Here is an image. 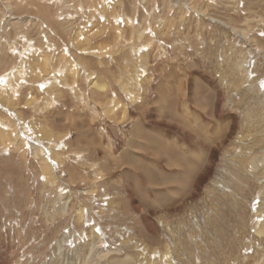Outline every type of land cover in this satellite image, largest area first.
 Segmentation results:
<instances>
[{
    "label": "rangeland",
    "instance_id": "obj_1",
    "mask_svg": "<svg viewBox=\"0 0 264 264\" xmlns=\"http://www.w3.org/2000/svg\"><path fill=\"white\" fill-rule=\"evenodd\" d=\"M104 1L0 0V76L15 75L12 84H20L0 91V125L20 135L12 142L0 126V264H264V232H255L264 222V193L257 195L264 186V0ZM104 5L109 10L99 23ZM114 8L140 25L141 35L130 39L125 27L114 39ZM83 24L89 36L78 48L105 47L107 54L71 49ZM26 41L35 52L28 54ZM66 47L80 64L71 75L75 86L57 94L42 80L66 64ZM88 73L103 90L90 87ZM193 78L203 83L207 103L190 99ZM138 123L150 144L134 135ZM30 127L64 146L46 156L53 183L42 178ZM164 142L195 168L166 167L151 155ZM123 149L135 150L134 161L157 183L177 177L144 185L129 159H121ZM231 169L242 180L225 191ZM216 197L226 204L213 206ZM255 203L262 217L254 215ZM214 208L220 211L211 219Z\"/></svg>",
    "mask_w": 264,
    "mask_h": 264
},
{
    "label": "bare ground",
    "instance_id": "obj_2",
    "mask_svg": "<svg viewBox=\"0 0 264 264\" xmlns=\"http://www.w3.org/2000/svg\"><path fill=\"white\" fill-rule=\"evenodd\" d=\"M20 1V0H19ZM24 1V0H23ZM43 1V0H42ZM104 0H103V4H104ZM106 6L107 5H104V7L102 8V13L101 14H99V18L97 19L98 21H99V23H105V18L106 17H104L103 16V12L105 11V10H109V9H107L106 8ZM110 6V5H109ZM119 6H121V5H119ZM93 7V6H92ZM101 8V7H100ZM100 8H98L97 9V12L98 13H100ZM120 8V7H119ZM73 9V8H72ZM113 9V8H112ZM111 9V14H110V20H111V22L110 23H112L113 24V28H112V30H113V33H112V35H113V38L115 39V38H117V36H120V38L123 36V34H124V31H123V29L125 28V27H128L129 28V30H131V34L130 35H128L129 36V38L130 39H134V37L135 36H139V35H141V32H140V30L139 29H137V27H139L140 25H135L132 21H131V18H129V17H127L125 14H124V12H122L121 13V15H120V11H117L115 8V11L114 10H112ZM90 10V9H89ZM109 12V11H108ZM69 17V16H68ZM104 17V18H103ZM108 22V23H109ZM84 23H86V24H88V23H91L90 22V20H89V18H88V20L87 19H84ZM107 23V22H106ZM93 25V24H92ZM79 26V25H78ZM122 26V27H121ZM48 27V26H47ZM96 27H97V25H96ZM127 29V28H126ZM76 30V29H75ZM90 30V29H89ZM93 30H95V29H93ZM108 30V29H107ZM105 30L104 29H102V32H104ZM101 32V33H102ZM89 31H88V29H86V26H85V24H83V25H80L78 28H77V31H76V33H75V36H76V39H75V41H73V43H72V45H71V49H73V50H75V51H77V54L78 55H80V56H83V55H90V56H95V54L96 55H102V54H107V51H108V49L107 48H105V47H100V48H90V49H79L78 48V46L76 45V44H78L79 42H80V40L81 39H84V37H88L89 35ZM97 34V33H96ZM115 34V35H114ZM46 35V34H45ZM109 35V34H108ZM24 37V36H23ZM125 37V36H124ZM85 38V39H86ZM94 38V37H93ZM139 39V38H138ZM45 40L47 41V38H45ZM44 40V41H45ZM82 42V41H81ZM26 43H27V49L29 50L28 51V54H29V52L31 53L32 51L33 52H35L36 51V48H33V46L31 45V42L30 41H26ZM63 43V42H62ZM115 43V42H114ZM149 43H150V41H149ZM9 45V44H8ZM26 45V44H25ZM47 45V44H46ZM14 46V45H13ZM13 46H11V47H13ZM54 46V45H53ZM66 46V45H65ZM87 46V45H86ZM23 48V52L25 51V49H24V47H22ZM19 49V48H18ZM38 49V48H37ZM53 49V48H52ZM13 50H15V51H19V50H17V48H15V47H13ZM40 51H42V50H40ZM71 50H69L67 47L66 48H63L62 49V51H61V57L65 60V63L66 64H62V65H60L59 66V68H57L56 70H53V72H52V75H50V79L49 80H42L43 82H45L46 83V85L48 86L49 84H50V86H52V87H56V89H57V94H58V92H59V90H60V88H63V87H65V88H73L74 86H75V83L76 82H73L72 80H71V75H73V74H75L77 71L75 70V68H76V64H80L79 63V61L78 60H76V59H74V58H72L71 56H70V54H69V52H70ZM20 53H18V55L21 57L22 56V53H21V50L19 51ZM36 54V53H35ZM23 57V56H22ZM95 57H97L98 58V56H95ZM111 58V57H110ZM109 58V59H110ZM112 59V58H111ZM110 59V60H111ZM28 60V59H27ZM39 61H43V64L42 65H44V68H43V72H47V70L45 69V67H46V62H47V58L44 56V55H40V57H39V59H38ZM101 61V60H100ZM15 66V65H14ZM16 67V66H15ZM16 70V69H15ZM39 72V71H38ZM35 73V72H34ZM17 75V74H16ZM39 75H41L40 73H38V76ZM93 75H94V73H93ZM20 76V75H19ZM13 78H15V75H14V77L12 76H10L9 75V73H7L6 75L5 74H3V75H1L0 76V91H1V94L3 95V93H5V91L7 90V89H9V87H10V90H11V92L12 91H16V89L18 88V85H20L19 83L17 84L16 83V85H13L12 84V80H13ZM91 78H92V73H88L87 74V80H91ZM12 79V80H11ZM141 81V80H140ZM20 82H21V80H20ZM143 82V81H142ZM192 82V84H191V87L190 88H188V91H189V97H190V99H192L193 101H197V102H202V103H207V95H209V94H207V93H205V92H203V93H201L204 89H202L203 88V84L202 83H197L196 82V80L193 78V80L191 81ZM15 83V82H14ZM91 84V88H96V89H98V90H103V84H99V83H97V82H95V81H92L91 80V82H90ZM40 85H41V88H43L44 86L43 85H45L44 83H40ZM72 86V87H71ZM46 87V86H45ZM44 87V88H45ZM76 87H78V85H76ZM18 91V90H17ZM62 92V91H61ZM17 94V93H16ZM7 98H11L10 96L9 97H7ZM12 99V98H11ZM156 99V98H155ZM154 99V100H155ZM167 100H168V98L165 100V98L162 96V100H161V105L162 106H159V107H161L162 109L163 108H166L167 107ZM5 101V100H4ZM154 102V101H153ZM10 102H7V99H6V104H5V107H9V109L11 110V108H10V105H11V103L9 104ZM154 103H156V102H154ZM159 104H157L156 106H158ZM196 105V104H195ZM198 105V104H197ZM4 106V105H3ZM142 106V105H141ZM155 106V107H156ZM154 107V108H155ZM198 107V106H197ZM198 108H203V107H198ZM205 108V107H204ZM264 107H262V109H263ZM210 109V108H209ZM4 111H6V110H4ZM157 111H159V109L157 110ZM264 111V110H263ZM261 112V111H260ZM3 113H5V112H3ZM125 113V112H124ZM158 113V112H157ZM173 113H174V111H173ZM13 114V113H12ZM126 114V113H125ZM161 114H162V112H161ZM175 114V113H174ZM173 114V115H174ZM15 115V114H14ZM13 115V116H14ZM65 115V114H64ZM153 115V114H152ZM10 116V115H9ZM158 116V115H157ZM159 116H160V114H159ZM158 116V117H159ZM172 116V115H171ZM171 116H170V118L167 120V121H170V119H171ZM174 116H179V115H174ZM16 118L18 117L17 116V114H16V116H15ZM69 117V118H68ZM11 118V117H10ZM67 118H68V120L70 121V115H67ZM159 118H161V116L159 117ZM2 118H0V120H1ZM161 119H163V117L161 118ZM178 119H179V117H178ZM13 120V119H12ZM180 120V119H179ZM175 121V120H174ZM10 122V121H9ZM185 122V121H184ZM225 122V121H224ZM224 122H223V124H224ZM1 123V122H0ZM7 123V122H6ZM175 123V122H174ZM179 123V122H178ZM178 123H177V125H178ZM187 123V122H186ZM4 124V123H3ZM3 124H2V126H1V128L3 129V135H1V137L2 136H5L6 134H9L8 135V138H9V140L10 141H14V142H18L19 141V139H20V135L18 134V132H14V131H12V128L10 127H8L7 126V124H6V126H3ZM12 124V123H11ZM10 124V125H11ZM225 124H227V123H225ZM224 124V125H225ZM180 125V124H179ZM182 125V124H181ZM227 126V125H226ZM15 127V126H14ZM184 127H187V126H184ZM207 127H208V125H207ZM203 128V127H202ZM224 128V127H223ZM5 129H8V132H7V130L5 131ZM15 129V128H14ZM13 129V130H14ZM77 129V128H76ZM187 129V128H186ZM78 130V129H77ZM202 130V132H201V134L203 133V135H204V133H206L207 132V130L208 129H206V127L205 128H203V129H201ZM27 131H29V132H31V134H33V135H31V136H29V138H31V140L33 141V144L35 145L33 148L31 147V149H32V153L36 156V155H38V156H41V158H42V163H43V166H41V168H42V172H43V175H42V178H43V180L45 181V182H47V183H53L55 180H54V173H53V171H52V169H51V167H50V162H49V159L46 157L47 155H49V156H52V155H56V153H57V150H61L64 146H60V145H53L54 143L52 142L53 140H55V139H53V140H47V137H49V136H52V135H48V134H46V133H44V134H41V133H39V134H37V132H35V130L33 129H31V127L29 128V129H27ZM79 131H80V129H79ZM78 131V132H79ZM14 132V133H13ZM197 132V131H196ZM87 133H89V132H86V134ZM188 133V132H187ZM199 132H197V134H198ZM80 139L81 138H83V137H86L85 136V132L84 133H82L81 131H80ZM134 134L136 135V136H138V137H143V136H148V132H146L145 131V129L143 128V125H142V123H138V124H136L135 125V127H134ZM88 135V134H87ZM64 136V135H63ZM62 136V137H63ZM204 136H207V135H204ZM61 137V136H60ZM61 137V138H62ZM216 137V136H215ZM6 138V137H5ZM60 138V139H61ZM7 139V138H6ZM205 139H208V138H205ZM204 139V140H205ZM213 139V138H212ZM56 140H58V138H56ZM151 140V139H150ZM158 140V139H157ZM200 140H202L201 138H200ZM203 140V141H204ZM62 141V140H61ZM153 141H154V138H153ZM50 142V143H49ZM57 142V141H56ZM259 142V141H258ZM261 142V141H260ZM259 142V143H260ZM150 144V141H149V139H146V138H144L143 137V145H145V144ZM165 144H163L162 145V148H160V149H157V148H154L153 150H151L152 152H150L151 153V155H156V156H159V158H161V161H163L164 162V165L167 167H178V169L180 168L183 172L184 171H190L191 169H193V168H195V163L194 162H192L190 159H188V160H190L191 161V163L188 161V163H190V165H187L186 164V162H184V157H183V155L177 150V149H175V147H173V146H171V145H169L168 143H166V142H164ZM209 143H210V141H209ZM264 143V142H263ZM22 144V143H21ZM46 144H48V145H46ZM60 144V143H59ZM8 145H11L10 143L8 144ZM8 145H7V147H8ZM13 145H16L17 146V144L15 143V144H13ZM25 145H27L26 143H25ZM12 146V145H11ZM54 146V147H53ZM139 146V145H138ZM26 147V146H25ZM140 147H142V146H140ZM188 148V147H187ZM264 148V147H263ZM251 149V148H250ZM143 151H141L142 153H147V151H145L144 149H142ZM147 150V149H146ZM242 150V149H241ZM188 153L190 154V155H192V156H194V155H196L195 154V151H191L190 150V148H188ZM135 153L136 151L135 150H131V149H126V150H124L123 149V151H121V153L119 154L120 155V157H121V159L124 161V162H126L125 160H128L129 159V161L127 162V164H129L133 169H135L136 170V173L138 172V173H140V174H144V175H146V177L148 178V184H147V186H156L157 184H161V180L163 179V178H170V179H172V177L173 178H175V177H177V176H161V179H160V181L157 183L156 181H154V180H150L151 179V173H150V171H149V173L148 172H146V170H145V164H143V163H141V162H139L137 159V157H136V161L137 162H135L134 161V159L135 158H133V156H132V153ZM248 152V151H247ZM250 152V151H249ZM138 153H139V151H138ZM176 154H179V157H177L178 155H176ZM251 155V154H250ZM58 157V156H57ZM188 157V156H187ZM263 157H264V155H263ZM59 159V158H58ZM250 159V158H249ZM64 160V159H63ZM116 160V159H115ZM252 160V159H251ZM263 161H264V159H263ZM53 162V161H52ZM184 162V163H183ZM55 163V162H54ZM56 163L57 164H59V161H56ZM65 163V162H64ZM120 163V162H119ZM233 163V162H232ZM231 163V164H232ZM251 163H252V161H251ZM77 164V163H76ZM238 163H236V164H234V165H237ZM53 165V164H52ZM51 165V166H52ZM208 165V164H207ZM206 165V166H207ZM254 165H255V163H254ZM59 166V165H58ZM61 166H62V164H61ZM65 166V165H64ZM242 166H244V165H241L240 167L242 168ZM257 166V165H256ZM260 166V165H259ZM245 167V166H244ZM56 168V167H55ZM248 168H250V167H248ZM252 168V167H251ZM256 168V167H255ZM262 168V167H261ZM228 169H229V166H228ZM262 169H264V168H262ZM233 170H236L235 169V167H234V169ZM251 170V169H250ZM249 170V171H250ZM71 173L73 172L72 170L70 171ZM230 173L228 174V179H227V181H226V187L227 188H224V190L226 191V190H228V189H232V188H236V184H240L239 182H240V180H242V178L240 177V178H235L236 176H238V174L237 173H232L233 171H232V169L229 171ZM256 172V171H255ZM261 172H263V171H261ZM241 174V173H240ZM249 174H251V173H249ZM225 175V174H224ZM199 176H200V174H199ZM247 176V175H246ZM141 177V176H140ZM143 177V176H142ZM140 179V178H139ZM240 179V180H239ZM150 180V181H149ZM159 180V179H158ZM164 180V179H163ZM162 180V181H163ZM215 181H216V179H215ZM221 181V180H220ZM57 182V181H56ZM144 182V181H143ZM195 182V181H194ZM213 183V182H212ZM217 183V182H216ZM222 183V182H221ZM146 184V183H145ZM242 184V183H241ZM181 185V184H180ZM246 185V184H245ZM186 186V185H185ZM188 186V185H187ZM186 186V187H187ZM215 186H217L216 184H215ZM215 186L214 187H212V189H214L215 188ZM240 186V185H239ZM189 187V186H188ZM222 187V186H221ZM218 188V187H217ZM219 188H220V186H219ZM219 190V189H218ZM208 191V190H207ZM214 191V190H213ZM232 191V190H231ZM215 192H217V190L215 191ZM224 192V191H223ZM222 192V193H223ZM238 192V191H237ZM213 193V192H212ZM225 193V192H224ZM228 193V192H227ZM230 193V192H229ZM234 193V192H233ZM232 193V194H233ZM264 193V186H262L261 187V189L259 190V192H258V196H260V194H263ZM214 194V193H213ZM235 195L234 196H236V193H234ZM170 195H172V196H174L173 195V193L172 194H170ZM225 195V194H224ZM228 195V194H227ZM208 196V195H207ZM206 196V197H207ZM223 196V195H222ZM228 196H230V195H228ZM233 196V195H232ZM173 198V197H172ZM208 200V199H207ZM227 201H229L230 200V197H227V199H226ZM113 202V201H112ZM213 206L214 205H217V203H218V205H225L226 203L225 202H221L220 201V198L219 197H216L214 200H213ZM262 204H264V199H262ZM212 205V204H211ZM255 213H254V215H256V218L257 217H262V213L259 211V207L261 206L260 204V206L257 204V203H255ZM263 208V207H262ZM82 209H83V207L80 205L79 206V208H78V211H77V215H78V217L81 219V217H83V213H84V211H83V213H82ZM264 209V208H263ZM84 210V209H83ZM170 210V209H169ZM212 210V209H211ZM187 211V210H186ZM218 211H220V208H214V211H212L213 213H211V214H214L212 217H211V214H209V213H205V215H204V218L205 219H207V221L208 220H210V217H211V219H214L215 217L217 218L218 217V214H219V212ZM197 213V212H196ZM198 215V214H197ZM197 215L195 214V216L197 217ZM191 216H193V215H191ZM223 216V215H222ZM253 216V215H252ZM195 217V218H196ZM78 218V219H79ZM253 218H254V216H253ZM205 219H204V221H205ZM200 220V219H199ZM262 220V219H261ZM200 221H202V220H200ZM263 221H264V219H263ZM243 224V223H242ZM24 231V230H23ZM255 232H256V234L259 236V235H261L263 232H264V222L261 224V225H259V226H257V228L255 229ZM18 234V233H17ZM84 234V233H83ZM178 242V241H177ZM174 243L176 244V241H174ZM139 244V243H138ZM196 244V243H195ZM202 255V254H201ZM81 256V255H80ZM127 257V256H126ZM154 258H155V256H153ZM253 257H255V256H253ZM84 258V257H83ZM124 258V257H123ZM159 258H160V260H162L163 261V263H164V260H163V257H162V255L161 256H159ZM128 259V258H127ZM123 261V260H122ZM127 261V260H126ZM157 262V261H156ZM145 263V262H144ZM256 264V263H255ZM259 264V263H258Z\"/></svg>",
    "mask_w": 264,
    "mask_h": 264
},
{
    "label": "crops",
    "instance_id": "obj_3",
    "mask_svg": "<svg viewBox=\"0 0 264 264\" xmlns=\"http://www.w3.org/2000/svg\"><path fill=\"white\" fill-rule=\"evenodd\" d=\"M202 84H203V83H202ZM209 111L211 112V109H209ZM143 128H144V127H143ZM145 131H146V130H145ZM147 132H148V131H147ZM148 133H149V132H148ZM134 135H135V134H134ZM135 136H136V135H135ZM145 136H146V135H145ZM136 137H137V136H136ZM138 139H139V138H138ZM140 140H143V137H142V138H140ZM161 140H162V138H161ZM137 144L139 145V146H138V149H139V150H142V148H143V147H140V146H142V145H141V143H140V142H138ZM174 145L176 146V145H177V143H176V144H174ZM175 148H176V147H175ZM189 148H190V147H189ZM190 150H191V151H196V150H195V148H193V149H192V148H190ZM142 151H143V150H142ZM138 174H139V176H141V177H140V181H141V182H143V181H144L143 183H146V184H144V185H146V186H147V184H148V178L146 177V175H144V174H140V173H138ZM142 176H143V177H142ZM150 180H154V179L151 177V179H150ZM150 180H149V181H150ZM154 181H155V180H154ZM161 182H162V180H161ZM144 185H143V186H144Z\"/></svg>",
    "mask_w": 264,
    "mask_h": 264
}]
</instances>
